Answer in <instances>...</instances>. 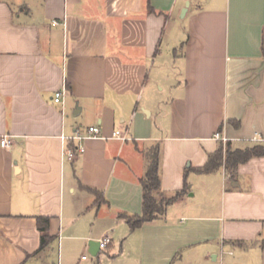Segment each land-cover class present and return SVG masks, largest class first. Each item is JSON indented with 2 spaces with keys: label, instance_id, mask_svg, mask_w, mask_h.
I'll list each match as a JSON object with an SVG mask.
<instances>
[{
  "label": "crops",
  "instance_id": "obj_1",
  "mask_svg": "<svg viewBox=\"0 0 264 264\" xmlns=\"http://www.w3.org/2000/svg\"><path fill=\"white\" fill-rule=\"evenodd\" d=\"M218 130L232 150L264 144V0H0V264H264V156L194 170ZM157 144L160 190H187L131 230L120 213L142 212Z\"/></svg>",
  "mask_w": 264,
  "mask_h": 264
},
{
  "label": "trees",
  "instance_id": "obj_2",
  "mask_svg": "<svg viewBox=\"0 0 264 264\" xmlns=\"http://www.w3.org/2000/svg\"><path fill=\"white\" fill-rule=\"evenodd\" d=\"M69 144L75 146L73 142ZM225 147V151L224 146L221 145L215 152L210 153L207 162L202 166L194 168V170L197 173L207 174L225 166L226 170L233 175L239 164L253 157L264 156V144H255L245 149L235 150H232L229 143ZM160 168L161 148L160 145L157 144L148 153V169L146 174L140 179V183L143 187L142 212L140 214L120 213L121 217L127 219L131 230H135L147 222L162 218L168 206L179 200L187 190L186 183L184 188L176 191L173 196H165L160 190ZM38 225L41 231V247H43L54 239V236L49 234V217L39 216Z\"/></svg>",
  "mask_w": 264,
  "mask_h": 264
},
{
  "label": "built area",
  "instance_id": "obj_3",
  "mask_svg": "<svg viewBox=\"0 0 264 264\" xmlns=\"http://www.w3.org/2000/svg\"><path fill=\"white\" fill-rule=\"evenodd\" d=\"M54 23H57V22L54 21ZM64 95H65L64 89L57 90L54 93V102L55 103L62 102ZM100 132H101V128L99 126H89L87 128V132H83L78 129L72 135L66 137V140H68V144L66 145V149H65L66 158L69 160H74L77 157V154L82 153L84 151V145L82 142L86 138L99 136ZM112 136L115 138L125 139L124 135H122L120 131H114ZM214 138L221 141L224 144V146H226L230 140V137H228L225 133H223L220 130L215 132ZM253 140L257 141V140H260V138L254 137ZM74 141H76V143ZM71 142H73L75 146L70 145L69 143ZM10 144H11V139L9 138L8 135H4L1 138V145L3 147H7ZM111 240L112 239L109 235L103 236L99 240V243H100L99 248L101 250H105L108 247V245L111 243ZM86 257L87 255H83V258H86Z\"/></svg>",
  "mask_w": 264,
  "mask_h": 264
},
{
  "label": "rangeland",
  "instance_id": "obj_4",
  "mask_svg": "<svg viewBox=\"0 0 264 264\" xmlns=\"http://www.w3.org/2000/svg\"><path fill=\"white\" fill-rule=\"evenodd\" d=\"M204 4V0H202V5ZM226 150V147L224 146V151ZM116 248H117V245L114 248H111L109 253H110V256H112V254H114L116 252ZM105 255V256H103ZM69 257H71L72 259H78L80 256H81V251H76L75 249L73 250H70L69 254H68ZM90 257H93L89 254ZM107 256V257H106ZM95 262H97V259L96 257H93ZM100 264H128V262L125 260V259H119V258H111V257H108L106 251H103L102 254H100Z\"/></svg>",
  "mask_w": 264,
  "mask_h": 264
},
{
  "label": "water",
  "instance_id": "obj_5",
  "mask_svg": "<svg viewBox=\"0 0 264 264\" xmlns=\"http://www.w3.org/2000/svg\"><path fill=\"white\" fill-rule=\"evenodd\" d=\"M99 241L97 240H90L89 241V247H90V253L93 255V256H96L97 255V252L99 251ZM93 248H96L97 251H93Z\"/></svg>",
  "mask_w": 264,
  "mask_h": 264
}]
</instances>
